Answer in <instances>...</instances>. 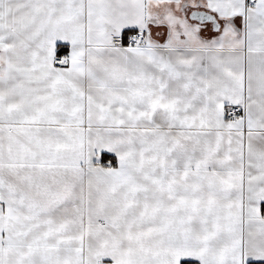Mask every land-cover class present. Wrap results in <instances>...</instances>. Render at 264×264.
Returning a JSON list of instances; mask_svg holds the SVG:
<instances>
[{"label": "snow or ice", "instance_id": "snow-or-ice-1", "mask_svg": "<svg viewBox=\"0 0 264 264\" xmlns=\"http://www.w3.org/2000/svg\"><path fill=\"white\" fill-rule=\"evenodd\" d=\"M0 264H264V0H0Z\"/></svg>", "mask_w": 264, "mask_h": 264}]
</instances>
